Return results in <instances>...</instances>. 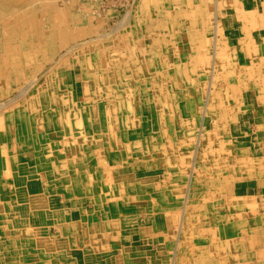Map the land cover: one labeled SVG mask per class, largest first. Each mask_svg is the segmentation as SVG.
<instances>
[{
	"label": "bare ground",
	"instance_id": "6f19581e",
	"mask_svg": "<svg viewBox=\"0 0 264 264\" xmlns=\"http://www.w3.org/2000/svg\"><path fill=\"white\" fill-rule=\"evenodd\" d=\"M233 4L230 0H0V264H106L110 255L102 250H118L130 264H142L135 259L139 253L144 264H161L158 256L166 253L150 247L164 241L158 239L159 233L166 236L174 229L176 264H241L235 263L234 255L231 258V249L245 253L247 248L251 264H264V233L256 212L236 208L234 221L228 204L238 206L235 200L224 199L243 195L233 189L235 179L230 181L231 176L239 180L241 174L232 175L231 169L223 174L228 178H222L221 170L214 175L210 170L232 158L233 144H214L216 135L206 136L203 125L208 109L217 113L218 122L255 119L258 110L241 107L264 100V55L244 68L236 64L237 45L226 49L219 44L231 38L233 43L256 39L254 33L264 25L262 14L257 16L253 9L251 26H245L247 14L232 15ZM118 7L125 9L117 14ZM109 14L116 21L107 30ZM188 25L191 30L186 31ZM258 51L264 52L255 42L249 53ZM199 62L209 77L225 63L224 73L237 69L231 75L240 79L259 76L261 85L246 91L242 106H237L238 95L225 88L211 93L219 84L208 80L207 85H214L205 92L201 108L197 106L202 125L189 118L197 112H187L193 87L183 91L191 96L189 108L174 107L175 118L157 113L152 98L168 84L180 96V74L186 75L188 65L196 70L192 64ZM141 111L152 121L141 117ZM174 119L179 120L175 125ZM211 131L219 133L216 128ZM188 133H197L194 143L178 151L191 148L195 154L205 137L211 140L204 141L206 151L201 148L199 159L197 154L189 159L186 183L176 182L185 181L184 173L173 180L169 176L175 171L169 170L174 168L170 164L180 154L166 146L164 138L173 141ZM249 153L239 166L261 167L258 178H263L264 154ZM156 170H163L166 183L151 182ZM200 173L204 179L190 189ZM255 183L261 185L263 180ZM202 186L206 192L196 189ZM166 194L177 203L179 213L166 212L175 204L165 200ZM55 196L68 209L51 210L50 218H45V201ZM120 216L139 229L121 236ZM190 236H197L194 244L186 241ZM166 263L165 257L162 264Z\"/></svg>",
	"mask_w": 264,
	"mask_h": 264
},
{
	"label": "crops",
	"instance_id": "0c3cea01",
	"mask_svg": "<svg viewBox=\"0 0 264 264\" xmlns=\"http://www.w3.org/2000/svg\"><path fill=\"white\" fill-rule=\"evenodd\" d=\"M232 1L233 4V9L232 10V15L234 13L240 14V13H246L247 14V20H246V24L245 22H242V24L251 26L249 23L252 18V11L253 9H256V15L259 16V14H262V19L264 22V0H230ZM199 20V19H198ZM186 21V20H184ZM206 26V25H205ZM189 28H187L186 31H189V29L191 30V27L188 25ZM194 27V26H192ZM199 28V25L197 26ZM195 28V27H194ZM207 28V26H206ZM227 33V32H224ZM191 33L189 34V36L191 37ZM254 35L256 36V39L252 38V37H248L247 39L243 40H238L236 42H231L232 38L230 40H225V41H219V44H223L226 46V49H229L231 46H236V50H237V57L236 58V64L244 66V68H248L250 66H253V64H255L256 62L258 63L260 60H258L260 58V56L264 55V25L262 26V28L257 29L256 32L254 33ZM257 43L259 46V49L263 52L260 53L259 51L257 53L254 52H250L249 53V49L252 48L254 43ZM206 45V49L208 50L211 47V43L210 44H205ZM166 50V49H165ZM148 53H149V48L147 49ZM139 58H142L140 55H138ZM136 57V55L134 56V58ZM177 57V56H176ZM145 58L147 59V55H145ZM205 60H208L206 58H204ZM143 59H138L137 57V61L138 63H141ZM209 60H211L209 58ZM161 62H169L168 60H163ZM218 63V65L221 63L220 61H215V64ZM192 65L196 66V70H193L191 65L187 66V72H186V76L185 74H180L181 78H178V82H181V89L178 93H180V96H177L176 92H172V88H169L168 86L171 84H166L167 86H164V90L162 92H160V94L156 97V98H152L155 106H154V110L157 113H161L163 116L166 115V117H171L174 116V114H172V111L174 109V107H177L178 109H182V108H189L190 104H191V96L193 101H192V108L188 109L187 112H197V115L195 116V118L189 117L190 119H195L196 120V125L201 124L202 125V111L201 109H197V106L199 108H201V104L202 101L205 99V92L207 91H211V89L208 90L209 87L213 86L211 84L207 85L208 80L211 79L212 83H216L219 84L216 86V89L212 90V92H214L217 89H228L229 94H231L232 96H236L238 95V100L240 102L235 101V105L237 106H242L241 103V97L242 95L247 91L249 92L250 89H254V88H258V85L260 86L261 84V78L258 76V78L255 77H246L244 79H240L238 76H236L235 73H233V75H231V72L233 70H230L229 73H224L225 70H221L224 69V65L227 64H221L220 66V70H214V73H212V77H209V71L202 69L203 68V64L199 63H194ZM77 69V67H76ZM237 70V69H235ZM235 70L233 72H235ZM213 72V71H212ZM242 73H250V71L248 70L247 72H242ZM231 76V77H230ZM233 80V82L231 81ZM156 81L159 83V85H161V79L160 78H156ZM232 82V84H231ZM257 84V85H256ZM189 87H193V90L195 91L193 94H191L190 97H187L184 95L183 91L186 88ZM201 91L202 93L198 94V91ZM250 93V92H249ZM182 96V98H180ZM197 98H200L201 100H196ZM195 100V101H194ZM171 102H173V105ZM153 104V105H154ZM224 105L221 104L219 107H223ZM230 106V105H228ZM237 106H232V110L237 107ZM244 109H255L258 110L257 114H256V118H248L245 120H236V121H232V119L230 120H224V123L222 121L218 122L217 120L219 119L217 115V113H213L211 112V110H207L206 114L204 115L205 117V122H204V128L206 129V131H208V134L206 136H210L211 133L216 135V138L212 141H219L221 143H219V146H222V143L225 145L227 143L230 142V144H233V151H229V154H231L232 158L228 159V160H224L223 162H221V164H217L218 165V169H210L211 173L217 174L218 170H221V175L229 173V171L231 170V174L235 175L240 173L241 175L239 176V180L238 178H233L231 176V180L235 181L232 183L233 185V189H236L237 191H242L243 195H234V197L232 198L230 196L225 197L224 199L226 201H229V203L231 202V200H235V204L238 207H231L230 204H228V208L229 209V213L230 215H235L232 219L234 221L237 220V214H236V210H244L245 208H248L249 210L256 204L261 205L262 209H264V177L263 178H258L260 175H262V168H254V167H249L248 163H243V166H239L242 165V160L244 159V157L246 156L247 153H249L250 157H253L255 154L257 157H260L261 155L264 154V100H262L261 98H258L257 101L255 103H248L247 105H245V107H241ZM213 119H209V117H212ZM141 117L146 118L149 121H152L151 119H149L148 115L141 111ZM158 118V117H157ZM146 120V121H147ZM179 120L174 119L173 120V125H175ZM145 122V120L143 121ZM206 124V125H205ZM212 128H216V130L219 133H214L213 131H211ZM199 130V129H198ZM198 133V132H197ZM196 134L191 135L190 133L186 134V135H181L178 136L175 140L173 141H169V138H164L165 141V145L169 146L171 149L173 150H179V149H183L182 147L188 145H192L194 143L193 140H195L196 138ZM202 133V132H201ZM203 134V133H202ZM260 138V142L257 143L256 140ZM205 140L209 141L211 139H209L208 137H205L202 141L203 143L201 144V147L199 146V148L197 149V151L195 152V154H197V157L199 159V151L201 150V148H204V150L206 151L205 146ZM191 141V142H189ZM249 141H251V143H248ZM187 142V143H186ZM170 143V145L168 144ZM221 144V145H220ZM207 147H209V143L207 145ZM254 148V150H252ZM182 151V153L180 154V158L183 157H190L189 159H191L192 156H194L195 154L193 152H189L186 150H180ZM252 151V152H251ZM258 151V152H257ZM187 152V153H186ZM186 153L185 156H183V154ZM223 152H221L220 154H222ZM224 157L227 158V155H229L228 153L224 152ZM231 160V161H229ZM224 161H227V163H225ZM248 161V160H247ZM190 160H188V162H186L185 164H183L184 166L189 165ZM230 162V163H229ZM262 162L264 163V158L262 159ZM240 163V164H238ZM235 167V168H234ZM227 175H223L221 176L222 178L226 177ZM228 178V176H227ZM226 178V179H227ZM256 180L262 181L263 183L261 185H257V183H255ZM195 183H191L190 189ZM184 189L186 188L183 187ZM197 190L201 191L203 189V192H206V188H204L202 186V188H196ZM46 209L44 210V215L45 218H50L51 216V210H58L60 211L62 208H64L65 210H61V211H66L68 209V205L64 204V200H59L56 196L55 197H50L49 199H47L46 201ZM233 202V201H232ZM241 206V208H239ZM237 208V209H236ZM249 212H255L254 211H248ZM246 213V212H243ZM257 221L260 222L261 226H262V231L264 233V212L260 213L259 211L257 212ZM132 217V216H129ZM125 218L120 216L117 221H119L120 219ZM137 218V217H136ZM142 218V216H141ZM129 219V218H128ZM138 219V218H137ZM131 220V219H129ZM118 229L120 230V234L121 236H126L127 234H133L136 232L138 228L137 224H132L131 221H124V220H120L119 225H117ZM251 227H253V224L251 225ZM57 231H59L60 229H56ZM163 244V243H159L156 242L155 244H152V246L150 247L152 250H154L155 253H162L161 251L157 250V246ZM142 245V244H141ZM140 245V246H141ZM164 245V244H163ZM165 249V248H164ZM166 250V249H165ZM87 254L90 253L89 249L84 250ZM141 252L142 250H138L137 252ZM251 251V249L247 248L246 252L243 253L241 252V250H233L231 249V258L234 255V259H235V263L239 262L241 264H251L250 260H249V252ZM253 251V250H252ZM164 252V251H163ZM240 252V253H239ZM71 254H74V249L71 250ZM102 254L104 255H110L108 256V258L105 260L106 264H130L129 262H127L125 259L122 258L121 256V252L118 250H102ZM73 259V257H72ZM130 260H132V258H129ZM135 259L140 260L142 262V264H144L143 261V255L139 253V255L137 254L135 256ZM131 264H134V262H131Z\"/></svg>",
	"mask_w": 264,
	"mask_h": 264
},
{
	"label": "rangeland",
	"instance_id": "374dc122",
	"mask_svg": "<svg viewBox=\"0 0 264 264\" xmlns=\"http://www.w3.org/2000/svg\"><path fill=\"white\" fill-rule=\"evenodd\" d=\"M108 7V6H107ZM125 8L124 7H118L117 8V14H119V13H122L123 12V10H124ZM112 10H110L109 12H111ZM116 11V8L114 9V12ZM116 13V12H115ZM107 20H109L108 21V23H107V30H108V26L109 27H111L112 26V22L111 21H116V18H114V16L112 17V14H109V18L107 19ZM110 23V24H109ZM78 69L79 68H77L76 69V73H78ZM187 143V142H186ZM190 151H191V148L189 149ZM189 150H188V153H189ZM181 154L182 153V151H175V154ZM187 153V152H186ZM186 153H184L183 154V156H185L186 155ZM178 156V155H177ZM171 162H173L171 159H169ZM181 160H183L182 162H183V164H185L186 162H188V160H189V158L188 157H183V158H179V160L178 161H176L175 163H173V164H170V166L172 165H174V168H172V169H169V170H171V171H174V172H171V173H169V176L170 177H172L171 178V180H173V178H177L176 176L179 174V173H184V176H183V178H185V181L181 178H178V180H176V182H184V183H186V175L188 174V168H189V166L187 165V166H184L183 164L182 165H179V166H177L178 165V163L181 161ZM167 163H164V165H166ZM177 168V169H176ZM163 170H156V175L151 179V182L153 183V182H155V183H158V182H161V183H166L167 181H166V179H167V176H166V174H163V172H162ZM194 176V175H193ZM201 176V177H200ZM160 177V178H159ZM163 177V178H162ZM199 177V178H198ZM204 174L203 173H200V174H198L197 175V177H194V181L192 182V183H195L194 185H198V182L199 181H202V179H204ZM140 179L141 178H139L138 180L140 181ZM139 181H138V183H139ZM157 181V182H156ZM137 183V182H136ZM184 183H181L180 185H182V187H185V185H184ZM141 184L143 185L144 183L143 182H141ZM178 185L179 183H175L174 185ZM166 185V184H165ZM168 185V184H167ZM175 191V190H174ZM173 192V191H172ZM181 192L182 193H184L185 192V189H182L181 190ZM175 193V195H176V191L174 192ZM174 193H172V194H174ZM177 193H178V191H177ZM167 196H168V194H166ZM203 195L205 196V193H203ZM164 197L165 198V200L167 201H173V199L171 198V197ZM209 196V195H208ZM211 199H214V201L215 200H217V196H215V197H212ZM153 200H154V203H153V205L154 206H156L157 204H156V202H157V199L155 198V197H153ZM175 202L173 201V204H174ZM166 209H168L166 212H169V211H171V213L172 212H174V214L176 213V212H178L179 213V209H178V205H177V203H175L174 205H171V206H169L168 208H166ZM251 211H254L255 210V212L257 211H259L260 213H263L264 212V209H262V207H261V205H259V204H256V205H254L251 209H250ZM248 208H245L242 212H246V213H248V211H250ZM193 212H197V210L195 211H193ZM188 214L189 213H191V212H187ZM170 232H172V233H168V235H166V236H162L161 235V233H159V235H158V239L159 240H162V238H163V242L162 243H164L165 245H167V244H171V246H170V249H167V250H165L164 248H165V245H163V244H160V245H158L157 246V250H159V251H161V252H165L166 253V255H165V257H166V260L168 261V263H166V264H176V262H175V256H176V254H177V252H178V247H176V248H174L173 247V243L172 242H175L176 241V233H175V229L174 230H172V231H170ZM175 235V236H174ZM196 240H197V236H190L189 237V240H186L189 244H194L195 242H196ZM175 251V252H174ZM175 253V254H174ZM165 257L162 255V254H160L159 256H158V260H160V263L162 264V262H165ZM167 257H168V259H167ZM170 257L171 258H174V260L171 262V259H170ZM162 258V259H161Z\"/></svg>",
	"mask_w": 264,
	"mask_h": 264
}]
</instances>
